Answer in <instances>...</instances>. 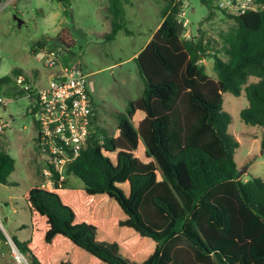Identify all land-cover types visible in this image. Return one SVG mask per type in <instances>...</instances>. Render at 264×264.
Here are the masks:
<instances>
[{"label":"trees","instance_id":"obj_1","mask_svg":"<svg viewBox=\"0 0 264 264\" xmlns=\"http://www.w3.org/2000/svg\"><path fill=\"white\" fill-rule=\"evenodd\" d=\"M165 1L160 27L134 58L144 90L117 113V131L98 125L95 107L96 131L62 185L25 193L32 234L13 241L30 264H264V179L241 178L240 143L223 106L226 92H245L241 118L262 129L264 152V0L240 16L222 11L234 25L220 47L214 38L184 39L182 3ZM105 10L112 40L124 28L123 0H107ZM75 44L67 26L50 49ZM207 57L216 78L200 62ZM21 74L15 68L0 84ZM36 139L39 149L38 131ZM15 169L0 132V184L14 185Z\"/></svg>","mask_w":264,"mask_h":264},{"label":"rangeland","instance_id":"obj_2","mask_svg":"<svg viewBox=\"0 0 264 264\" xmlns=\"http://www.w3.org/2000/svg\"><path fill=\"white\" fill-rule=\"evenodd\" d=\"M177 1L182 3L179 20L189 21L183 38H214L218 41L216 47H220L222 34L231 30L234 20L205 0ZM106 4L107 0H0V79L18 68L32 86L46 85L56 68L47 67L45 58L38 52L50 49L54 37L69 26L76 44L63 52L62 62L80 66L89 75L88 87L96 106L97 123L111 135L118 129L117 113L126 111L129 102L139 98L144 90L134 58L160 27L166 1L123 0L124 28L112 40L105 38L112 30V17L107 16ZM40 40L48 41L47 48L35 45ZM200 62L211 76L217 77L212 58H201ZM256 79L252 77L250 81ZM0 97L4 100L0 103V122H9L0 131L2 144L16 160V169L9 177L14 185L0 184V235L8 238L9 234L12 239L25 241L31 236V213L24 196L28 189L44 182L42 170L46 160L37 147V130L34 115L28 111L27 91L14 78L0 84ZM223 97L224 109L232 116L228 132L240 143L235 157L241 175L244 179H249L251 174L264 179L262 129L241 118L242 109L249 104L245 92L240 96L226 92ZM69 181L78 188L85 185L76 176ZM4 247L0 239V250ZM7 257L11 263L1 260V264H18L10 258L11 247Z\"/></svg>","mask_w":264,"mask_h":264},{"label":"built area","instance_id":"obj_3","mask_svg":"<svg viewBox=\"0 0 264 264\" xmlns=\"http://www.w3.org/2000/svg\"><path fill=\"white\" fill-rule=\"evenodd\" d=\"M216 9L231 16H240L249 11H257L259 5L255 0H209ZM188 19L184 25L187 26ZM65 50L42 49L45 65L56 68L52 79L46 84L31 85L24 75H19L16 82L27 91L30 100L28 111L34 115L37 125L39 150L46 160L42 170L45 177L43 188L52 189L56 183L62 185L67 177V169L86 147L94 128L96 115L95 103L88 87V74L80 67L62 62ZM4 102L0 97V103ZM9 125L0 122V131ZM58 174L56 180L54 175ZM0 219V226L2 227ZM13 257L18 264H30L26 255L8 237Z\"/></svg>","mask_w":264,"mask_h":264},{"label":"crops","instance_id":"obj_4","mask_svg":"<svg viewBox=\"0 0 264 264\" xmlns=\"http://www.w3.org/2000/svg\"><path fill=\"white\" fill-rule=\"evenodd\" d=\"M152 37L153 36H151V38H150V40L152 39ZM149 40V41H150ZM149 41L147 42V44L149 43ZM146 44V45H147ZM44 49V48H43ZM138 55V54H137ZM22 75V74H21ZM28 79V78H27ZM9 123V122H8ZM9 126V125H8ZM7 126V127H8ZM241 178L243 179V180H248V179H244L243 178V176H241ZM28 204V203H27ZM28 210H29V207H28ZM30 212V211H29ZM1 219V218H0ZM5 219L7 220V222H9V220H10V217L9 216H7L6 215V217H5ZM23 225V224H22ZM31 225H32V222H31ZM31 225H30V230H31V234H32V227H31ZM22 228L24 227V226H21ZM8 234V233H7ZM3 234H1L0 235V239H1V241L5 244V247L3 248V249H1L0 250V264H1V260H3V261H7V262H10L9 260V258L7 257L8 256V250L10 249V247L11 246H9V247H7L8 245H11L10 243H9V241H8V238L5 240L4 238H3V236H2ZM8 237H10V235L8 234L7 235ZM31 237V236H30ZM11 238V237H10ZM12 239V238H11ZM13 240V239H12ZM28 240V239H27ZM26 241V240H25ZM14 242V241H13ZM7 243H9V244H7ZM15 243V242H14ZM25 255V254H24ZM27 257V256H26ZM11 259H13L14 257H10ZM28 258V257H27ZM28 261H29V259H28ZM11 263V262H10Z\"/></svg>","mask_w":264,"mask_h":264},{"label":"water","instance_id":"obj_5","mask_svg":"<svg viewBox=\"0 0 264 264\" xmlns=\"http://www.w3.org/2000/svg\"><path fill=\"white\" fill-rule=\"evenodd\" d=\"M240 173H241V171H240ZM15 245H16V243H15ZM17 246V245H16Z\"/></svg>","mask_w":264,"mask_h":264}]
</instances>
